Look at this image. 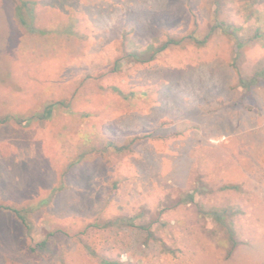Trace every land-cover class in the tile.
Listing matches in <instances>:
<instances>
[{
	"label": "rangeland",
	"instance_id": "obj_1",
	"mask_svg": "<svg viewBox=\"0 0 264 264\" xmlns=\"http://www.w3.org/2000/svg\"><path fill=\"white\" fill-rule=\"evenodd\" d=\"M32 1L33 33L0 0V264H264V0L222 2L241 49L218 31L144 64L125 51L204 35L214 0Z\"/></svg>",
	"mask_w": 264,
	"mask_h": 264
},
{
	"label": "trees",
	"instance_id": "obj_2",
	"mask_svg": "<svg viewBox=\"0 0 264 264\" xmlns=\"http://www.w3.org/2000/svg\"><path fill=\"white\" fill-rule=\"evenodd\" d=\"M18 3L16 5V18L21 27H23L27 32H35V31H40L39 28H37L34 25V4L35 2L32 0H17ZM223 0H214V6H215V11L212 14V21L208 26L207 32H205L204 35L202 36H197L194 35L193 33L186 34L183 36H168L165 39L161 40L156 37L152 38V40L146 44L142 49H140L139 45H133L131 46L128 50L125 51L124 57L127 59L129 62H136L140 64L144 63H149L152 60L156 58V56L160 53H162L165 49H167L170 46L173 45H183L184 43H192L195 46L201 47L204 46L209 39L218 31L223 32L230 40L233 41V43L236 46V49L239 50L242 47H244V44H247V40L243 39L239 35V28L238 26H234L232 23H228L227 21L220 19L218 17V11L221 9ZM127 31H125L122 35L123 39V45L127 46L130 43V40L127 36ZM257 35V32H256ZM131 39V38H130ZM132 44V40H131ZM135 44V43H134ZM237 72V70H236ZM237 85L241 88L242 91L248 92L250 91L251 87L257 82V80L262 76V70L259 71L258 73L256 72L254 75L251 77H244L242 75H239L237 72ZM54 107V103L48 104L42 113H37L31 115V117L35 118H47L51 115L52 110ZM7 120V117L2 118L1 122ZM25 120V119H23ZM21 120V121H23ZM133 140L123 144V145H118L116 143H113L112 141H107L106 145L113 147L117 152H121L123 150H130V144H132ZM195 198V190L192 192L187 193L183 198H181V202H190L194 201ZM19 216V211L15 210ZM224 212V211H223ZM205 215H209L213 217L219 224L222 226L228 225L226 229V240L228 241L227 245H230L231 248H234L235 245L237 244L236 240V232L234 229L230 226V223L228 224L225 220V216L223 214H220L216 209H210L208 211L203 212ZM20 217V216H19ZM21 221H25L24 217H20ZM120 219L118 218H113L112 220H107L103 221L101 224H95L96 226H109L114 224L116 221ZM123 221L124 218H121ZM134 218L133 217H128L126 223L128 225L134 226L135 224L133 223ZM145 228L146 226L143 225ZM147 230L150 231L149 228H146ZM107 263V262H106Z\"/></svg>",
	"mask_w": 264,
	"mask_h": 264
}]
</instances>
